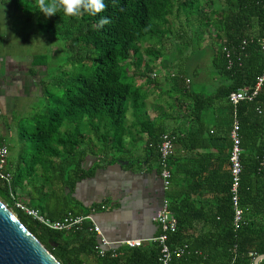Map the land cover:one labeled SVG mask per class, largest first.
Here are the masks:
<instances>
[{
	"label": "trees",
	"instance_id": "1",
	"mask_svg": "<svg viewBox=\"0 0 264 264\" xmlns=\"http://www.w3.org/2000/svg\"><path fill=\"white\" fill-rule=\"evenodd\" d=\"M214 1L105 0L107 7L95 16L88 12L68 16L63 11L50 17L40 14L39 32L63 44L65 57H69L67 61L73 67L70 79L56 94H45L40 112L32 117L33 127L27 131L23 126L19 131L22 146L24 137L27 149L21 152L18 166L9 171L6 165L12 182L0 180V201L61 264H160V247L156 243L146 242L134 249L122 247L115 250V256L108 251L100 257L96 251L98 238L90 231L89 221L69 231H54L16 209L15 203L28 204L52 220H61L68 213L86 216L95 211L70 206L74 203L70 198L74 186L94 171L82 168L85 155L93 141L105 155L109 140L122 135L128 101L134 102L137 96H142L133 80L123 77V72L133 67L148 82H157L158 75L152 78L149 69L152 61L142 66L136 60L141 57L139 45L146 41L162 45L165 36H170L165 29L168 17L174 15L179 19L181 14L185 17L179 21V28L182 29L181 22L195 24L202 32L201 40L203 32L210 29L211 80L216 82L212 90L202 93L190 90L191 81L185 86L184 80L178 77L164 78L188 108V130L181 139H176V144L190 157L197 152L195 155L202 158L199 165L185 163L183 180L175 184L178 168L175 164L174 170L171 168L172 155L168 161L171 184L166 199L177 220V230L168 234V244L173 249L184 248L183 254L173 256L168 264H254L258 256L264 255V81L252 101L233 106L228 100L233 92L244 88L253 90L264 72V50L261 49L264 0H223L220 4ZM101 16L109 18V23L102 28L99 27ZM181 37L178 36L180 41ZM202 50L200 55L204 53ZM147 55L157 58L152 51H147ZM33 57L31 68L47 70L45 57L48 56ZM216 108L226 110L222 132L215 123V128H208L209 113ZM234 120L239 124L242 148L237 192L241 221L237 225L229 162ZM159 132L158 146L164 134ZM200 150L226 152L222 162L216 160L217 169L222 173L212 191L202 189L208 178L200 176L209 171L214 160L207 162L205 157L210 154H200ZM156 156L158 160L159 152ZM22 164H26L24 169ZM54 181L59 182V189L50 186ZM34 182L43 186L49 183L53 199H59L64 205L62 216L55 215L58 206L51 207L52 200L48 201L45 189ZM201 189L205 192L203 196ZM160 233L158 226L156 236Z\"/></svg>",
	"mask_w": 264,
	"mask_h": 264
},
{
	"label": "crops",
	"instance_id": "2",
	"mask_svg": "<svg viewBox=\"0 0 264 264\" xmlns=\"http://www.w3.org/2000/svg\"><path fill=\"white\" fill-rule=\"evenodd\" d=\"M13 11L18 12L14 9ZM7 20V7L4 6V1L0 0V118H3L4 111L10 105L8 97L14 93L12 88L16 86L15 81H17L22 67L21 62L16 59L18 57H9ZM33 58L30 60L27 58L30 66L29 74L30 71L34 72L31 68ZM37 68L41 69L40 67ZM133 73L138 79L134 85L142 96H137L136 100L131 102L128 110L127 127L125 126L124 132L117 139L109 140L105 155L99 152L100 146L97 142H91V147L82 162V168L85 171L92 169L94 171L91 176L84 178L74 186L70 195L74 203L70 206L72 208L77 206L80 209L94 208L92 218L108 241L141 240L146 243L158 232V225L153 221V217L162 207L167 196V191L164 190L160 178L156 158L159 131L171 135L173 141L175 140L171 168L174 170L175 164L174 167L178 168V172H176L174 184L175 181L181 183L183 180L182 172L187 169L185 163L199 165L202 158L195 155L197 152H193L194 156L190 157L180 148V145L176 144V139H181L183 133L188 130L186 118L188 108L182 103H177V101L175 105L165 103L156 95V91L161 86H167L170 83L164 79L148 82L145 78L137 75V72ZM212 74L208 75L209 83H200L211 84L213 88L216 79L211 80ZM172 106H176L179 111L173 110ZM209 114L208 128L212 130L217 125L220 128L219 131L222 132L221 123L223 118L226 120V110L216 108L211 110ZM3 134H10L7 123L0 125V146L5 145L4 138H2ZM17 138L18 143L21 144L17 146H22L20 136ZM18 148L16 162L13 165L12 161L10 162V159L7 158L9 171L18 166L20 161L22 147L21 149ZM198 153L204 155L209 153L210 155L205 157L207 162L214 160L210 164L209 171L200 176L201 179L205 176L208 178L206 186L202 189L207 188L212 191V189H216V181L220 180L222 173V170L218 171L217 169L218 162L216 160L222 162L226 152L216 153L215 150H200ZM215 157L216 159H214ZM114 159L116 162H113ZM118 161L122 163H118ZM217 188L219 189L221 186H217ZM202 189L200 193L203 196L205 192ZM63 214L64 210H57L55 213L57 216ZM198 216L201 217L202 215ZM201 219H204L203 216Z\"/></svg>",
	"mask_w": 264,
	"mask_h": 264
},
{
	"label": "rangeland",
	"instance_id": "3",
	"mask_svg": "<svg viewBox=\"0 0 264 264\" xmlns=\"http://www.w3.org/2000/svg\"><path fill=\"white\" fill-rule=\"evenodd\" d=\"M3 1L4 6L7 7L8 14L7 33L9 57H18L16 59L21 62L20 64L22 65L17 81H15L16 86L12 88L14 93L12 95L10 94L8 97L10 105H8V109L4 111L3 118H0V125L2 123L9 124L10 134H3L2 138H4V144L9 149L8 158L10 162L12 161L13 165L18 155V147H20V149L22 147L21 152L27 149L26 139H24V137L23 146H17L21 145L18 143L17 138L19 137V131L23 126L27 131L33 127L32 117L40 112L45 94H56L58 89L64 86L70 79L73 66L71 62L67 61L69 57H65L63 44L55 37L39 32L38 22L41 12L36 10L39 0ZM214 2L215 4H220L223 0H215ZM26 4H28V6L24 9ZM13 9L18 12H14ZM184 17L185 16H182V14L179 19L174 17V15L169 16L165 29L170 32V36H165L166 39L164 38L162 45H158L154 43V41H146L140 44L139 54L141 57H137L136 60H139L138 64L142 66L151 60L152 62L149 69L151 74L156 73L158 75L159 80L175 76L181 80L183 79L185 86L189 81L193 82L190 90L200 91L202 93L208 92L212 89L211 84H206L207 82L209 83L210 80L208 75L212 73V51L208 48V36L211 31L210 29H206L205 32H203L201 40L202 32H200L199 28L194 26L195 24L186 25L184 22H181V24H183L181 26L182 29L179 28V21H184ZM179 35L182 36L181 41L178 39ZM201 49H203L202 51H204V53L200 55ZM147 51L155 53L157 58L148 56ZM41 54L48 56L45 57L47 70L45 68L39 69L34 67L33 74H29L28 71L30 66L28 65L27 58L30 60L34 55ZM133 72L134 68L131 67L127 71L128 74L123 72V77L127 81L133 80L135 84V81L138 79L134 76ZM170 87L171 85L161 86L159 90L156 91V95L165 103L172 105H175L176 101L177 103H181V99L177 93L173 89L171 90ZM130 104L131 100L128 101V110ZM171 108L175 111H179L176 106H172ZM128 119L129 114L127 111L124 122V126L126 127ZM65 128L66 126L62 130ZM89 136L93 137V135ZM10 166L9 164V167ZM25 167L26 164H22V169ZM33 184L45 189L48 195V201L52 200L49 202L51 207L58 206L57 210H63V203L57 198L53 199V196L49 192V189H51L50 186L54 189H59L60 184L58 181L50 182V186L49 183H45L44 186L41 185L42 183L36 184V182H34ZM26 206H28V204Z\"/></svg>",
	"mask_w": 264,
	"mask_h": 264
},
{
	"label": "built area",
	"instance_id": "4",
	"mask_svg": "<svg viewBox=\"0 0 264 264\" xmlns=\"http://www.w3.org/2000/svg\"><path fill=\"white\" fill-rule=\"evenodd\" d=\"M261 49L264 50V41H262ZM229 56V53H228ZM230 64V63H229ZM156 73L152 74V78H156ZM264 81V72L258 77L256 81L255 88L249 90L247 88L238 90L229 95L228 100L233 105L236 106L241 101H252L257 95L260 87ZM239 124L236 120L233 122L232 131L230 133V139L232 142V147L229 155L230 162V174H231V194H232V204L235 210L234 223L237 225L241 221V211L238 209V188L240 183V175L242 173L241 164V154L242 148L240 146V138L238 136ZM8 148L5 145L0 146V180L7 184L12 182V175L6 170L7 158H8ZM159 152V171L160 178L163 183L164 190H168L171 184V174L169 169V158L173 152V138L169 134H163L160 138V143L158 146ZM15 208L20 210L22 213L29 217H32L39 224L47 229L54 231H69L74 227L80 226L84 221H89L91 223L90 231H92L98 238V244L96 246V251L98 256L104 257V255L111 251L112 255L115 256V250L118 248H128L134 249L142 246L144 241L141 240H125L118 242L108 241L102 234L100 228L94 222L92 218V213L86 216H74L68 213L61 220H52L36 209L30 208L24 204L15 203ZM153 221L160 227L161 233L155 237H152L148 242L156 243L160 247V264H168L173 256L180 257L183 254L184 248H171L168 244V234L175 233L177 230V220L173 213L169 210L168 200L165 199L162 203V207L153 217Z\"/></svg>",
	"mask_w": 264,
	"mask_h": 264
},
{
	"label": "water",
	"instance_id": "5",
	"mask_svg": "<svg viewBox=\"0 0 264 264\" xmlns=\"http://www.w3.org/2000/svg\"><path fill=\"white\" fill-rule=\"evenodd\" d=\"M260 261H264V255L258 256L254 264ZM0 264H61L2 201H0Z\"/></svg>",
	"mask_w": 264,
	"mask_h": 264
},
{
	"label": "clouds",
	"instance_id": "6",
	"mask_svg": "<svg viewBox=\"0 0 264 264\" xmlns=\"http://www.w3.org/2000/svg\"><path fill=\"white\" fill-rule=\"evenodd\" d=\"M107 7L105 0H39L36 10L43 13L46 17L56 15L58 11H63L68 16H79L88 12L95 16ZM109 23V18L101 16L99 27Z\"/></svg>",
	"mask_w": 264,
	"mask_h": 264
}]
</instances>
